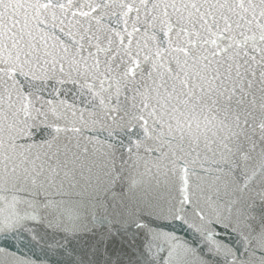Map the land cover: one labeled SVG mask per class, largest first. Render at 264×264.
<instances>
[{
	"label": "water",
	"instance_id": "1",
	"mask_svg": "<svg viewBox=\"0 0 264 264\" xmlns=\"http://www.w3.org/2000/svg\"><path fill=\"white\" fill-rule=\"evenodd\" d=\"M0 264H264V0H0Z\"/></svg>",
	"mask_w": 264,
	"mask_h": 264
}]
</instances>
